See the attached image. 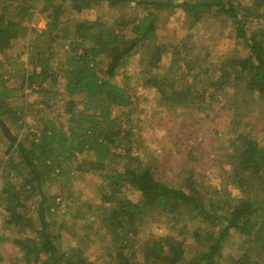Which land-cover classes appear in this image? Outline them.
Wrapping results in <instances>:
<instances>
[{"label":"trees","instance_id":"16d2710c","mask_svg":"<svg viewBox=\"0 0 264 264\" xmlns=\"http://www.w3.org/2000/svg\"><path fill=\"white\" fill-rule=\"evenodd\" d=\"M174 10L189 29L210 20L211 38L228 31L246 54L213 59L190 35L161 41ZM36 13L42 30L29 26ZM136 56L141 86L164 113L189 114L194 125L191 115H229L226 183L239 196L203 180L199 133L181 121L169 140L195 138L181 142L187 161H134L138 99L131 76L124 85L115 78ZM256 97L264 100V0H0V218L9 231L1 239L21 255L0 254V264H95L91 248L105 251L104 264H264V120L260 140L241 117ZM79 173L100 179L92 203L71 195ZM126 185L138 202L122 196ZM155 221L172 224L169 233H148ZM186 234L195 243L189 260Z\"/></svg>","mask_w":264,"mask_h":264},{"label":"rangeland","instance_id":"374dc122","mask_svg":"<svg viewBox=\"0 0 264 264\" xmlns=\"http://www.w3.org/2000/svg\"><path fill=\"white\" fill-rule=\"evenodd\" d=\"M136 15H139V8H134L133 11ZM98 14H108L107 8L96 9L87 12L85 15L88 19L94 20ZM30 27H35L37 30H42L45 27V21L36 13L30 20ZM161 41L165 42L167 40H174L180 42L187 35L194 38V43L196 45H202L204 47H209L212 52L211 57L217 59L219 57L229 58L231 56H240L246 54V49L244 48V43L238 42L233 36L230 35L228 31L224 33V36L211 38L215 31V27L211 24L210 20H205L199 26L189 29L186 21L185 14L182 10H174L167 12L164 16V24L160 28ZM203 51V50H202ZM206 53L205 51H203ZM139 57L136 56L131 61V66L124 72L119 73L115 80L118 84L124 85V83L129 82L127 76H131L133 79L130 81V87L134 96L138 99L134 106V111L132 115V120L134 124V131H136L139 145L136 155H134V161L138 163H151L155 160H160L162 165L171 167L175 162L184 163L188 160L184 156V148L181 142H184L185 137L182 141H175L174 144L169 140L174 137L178 129L180 128V121L182 122L184 131L189 129L198 131L199 135L197 137L198 150L196 151V159L200 168V172L203 174V180L209 182L216 188L225 190L235 196H239V191L230 184L226 183V179L231 174L233 170V165L229 164L227 160L229 159L230 153L228 149V141L226 135L231 130V121L229 115L225 114L223 111H215L216 117L209 118L203 114H197L196 119L192 118L193 121L188 122V118H182L177 113H164L160 110L157 103V94L153 90L144 89L139 81L140 76L138 75V64ZM170 61V55H168L162 62V69L168 65ZM15 84L18 85L17 81ZM25 93L28 98L33 97L30 90H26ZM37 96H34L36 98ZM39 101V100H38ZM41 101V100H40ZM14 103L15 99L13 100ZM39 103V102H37ZM118 111L115 112L117 114ZM32 115V114H30ZM212 117V116H211ZM244 120V127L246 131H252V134L261 140V135L258 132L260 128V121L264 120V100L262 98H254L252 106L247 110H244L241 116ZM209 118V119H208ZM188 139H192L189 137ZM186 139V140H188ZM195 140V138H194ZM193 140V141H194ZM196 144V141H194ZM0 149H5L6 143L0 145ZM222 147V148H221ZM221 148V150L219 149ZM227 149V150H226ZM207 176V177H206ZM209 181H208V179ZM100 179L97 175L93 174H82L79 173L72 179L70 184L71 195L77 197L78 205H82L85 201L92 203L94 201L92 198L96 195L97 186L100 184ZM122 196L133 202H138L141 199V194L133 189L132 187L126 185L123 188ZM66 221H71L70 213L65 210ZM63 214V211H62ZM171 225H167L161 221H155L152 224L151 231L148 232L155 237L165 236L171 230ZM5 235H9V231L5 228V225L0 218V254H2L6 259L17 258L18 262L20 260V252L16 247L12 246L11 243L4 241ZM142 237L147 236L145 233L141 234ZM185 245L187 249V260L192 257L195 250V243L190 234H186L184 237ZM72 247L79 245V239L75 238L72 243ZM235 246L227 248L226 253H233L235 251ZM89 259L95 264H104L105 251L102 249H97L93 252L92 248L86 251ZM235 253V252H234Z\"/></svg>","mask_w":264,"mask_h":264},{"label":"water","instance_id":"95a60500","mask_svg":"<svg viewBox=\"0 0 264 264\" xmlns=\"http://www.w3.org/2000/svg\"><path fill=\"white\" fill-rule=\"evenodd\" d=\"M6 134H7L9 137L13 138V136L10 135L8 129H6Z\"/></svg>","mask_w":264,"mask_h":264}]
</instances>
